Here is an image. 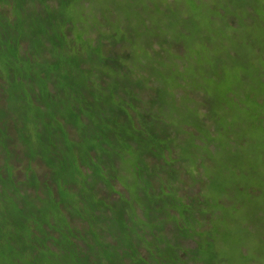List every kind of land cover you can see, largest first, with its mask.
<instances>
[{
	"label": "trees",
	"instance_id": "1",
	"mask_svg": "<svg viewBox=\"0 0 264 264\" xmlns=\"http://www.w3.org/2000/svg\"><path fill=\"white\" fill-rule=\"evenodd\" d=\"M99 1L0 0V264H226L258 195L264 4L134 0L110 25Z\"/></svg>",
	"mask_w": 264,
	"mask_h": 264
},
{
	"label": "rangeland",
	"instance_id": "2",
	"mask_svg": "<svg viewBox=\"0 0 264 264\" xmlns=\"http://www.w3.org/2000/svg\"><path fill=\"white\" fill-rule=\"evenodd\" d=\"M124 1H99L96 3V5L93 4L94 6H97L96 15H101L104 23H109L110 25L115 20L121 22L123 17L127 18L126 16L135 19L139 13L137 9L139 7L135 6L136 3L134 0ZM208 1L210 4H214V0ZM254 2H256L254 6H262V4H264V0H250L249 2H246L245 0H239V4L241 6H249ZM139 3L141 4L140 0ZM144 5L145 4H143L142 6ZM126 6L130 8V10L128 9L129 11H123V8H125ZM219 6L224 5L219 4ZM72 15V17L77 22L81 24L85 23L78 9H75V11L72 12ZM262 20L264 21V17ZM93 25H96L98 27V23H95ZM259 39H261L262 43L264 44V32H259ZM257 56L258 57H256L257 61L255 66V72L258 74L259 71L264 68V58L260 57L259 53ZM243 58H247V56L243 54ZM261 127L264 128L262 124L260 125V128L254 126L251 127V131L252 133H254L253 135L255 137H259L261 136V134L262 136H264V131L261 130ZM258 149H260L262 153H259L258 150H255L257 153H259V156L256 158L257 166H255L254 168V170H256L254 172V180H246L247 189L248 186H251L253 189L255 188L254 190L258 195L254 196L253 198H250L251 194H248L246 196V198L249 197V199L246 204H242L239 214L235 215L236 217H238V222L234 224V229L231 234H228V232H230V229L228 226H226V235H224V240L229 242L233 241L236 250L234 253L233 251H230L232 260L228 259L226 261V264H264V156L262 159L260 158V154H264V146H261ZM238 182L239 180H233L230 184V188L236 190V185ZM241 184H245V182H241L240 185ZM225 188L227 187L222 186L221 183L218 184L217 187L213 189L211 188V197L214 199L217 198L219 195L224 193L223 190ZM234 193L235 195H238V191ZM233 198L232 200L230 199L231 203H229V206L231 207H233L234 205ZM223 202L226 203L225 201ZM231 207H224L222 212L229 211ZM192 240H194L195 243L198 238L194 237L193 239L189 240V243L187 245L190 248L194 246ZM242 250L244 253L242 252ZM238 251L240 252L239 257L237 255Z\"/></svg>",
	"mask_w": 264,
	"mask_h": 264
}]
</instances>
